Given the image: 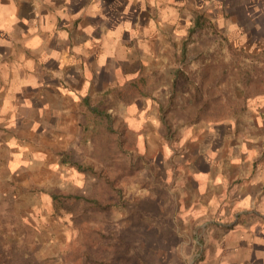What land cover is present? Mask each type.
I'll return each instance as SVG.
<instances>
[{"label": "rangeland", "instance_id": "374dc122", "mask_svg": "<svg viewBox=\"0 0 264 264\" xmlns=\"http://www.w3.org/2000/svg\"><path fill=\"white\" fill-rule=\"evenodd\" d=\"M195 7L146 96L79 98L0 183V264H228L264 236V0Z\"/></svg>", "mask_w": 264, "mask_h": 264}, {"label": "crops", "instance_id": "0c3cea01", "mask_svg": "<svg viewBox=\"0 0 264 264\" xmlns=\"http://www.w3.org/2000/svg\"><path fill=\"white\" fill-rule=\"evenodd\" d=\"M214 1L0 0V183L79 98L142 77L166 44L189 36L197 3ZM251 243L228 264H264V236Z\"/></svg>", "mask_w": 264, "mask_h": 264}, {"label": "trees", "instance_id": "16d2710c", "mask_svg": "<svg viewBox=\"0 0 264 264\" xmlns=\"http://www.w3.org/2000/svg\"><path fill=\"white\" fill-rule=\"evenodd\" d=\"M206 23H207L206 20H204V18L202 16H197L195 18V20H194L193 28L189 31V36L194 35V33L196 31L202 30L205 27V24ZM147 84H148V80L145 79V78H142V77H140L138 79H135V80H133L131 82L126 83L121 88V90L123 91V94H122L123 95V98L124 97L125 98L127 97V95H128L127 93L128 92H131V95L130 96H133L132 99L130 98L132 101L134 99H136V97L146 96L142 92V89H143L142 87H144V86L146 87ZM128 102L129 101H126V103H128ZM83 103L85 105H87L88 100L87 99H84ZM94 110L95 109H92L91 111H94ZM52 199H53L52 202L55 203L56 201H54V200L57 199V196L56 195L55 196H52ZM54 205H56V204H54Z\"/></svg>", "mask_w": 264, "mask_h": 264}]
</instances>
